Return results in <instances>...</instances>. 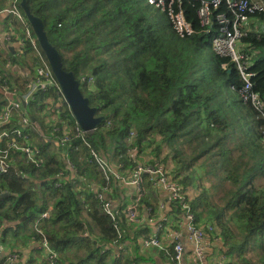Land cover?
I'll list each match as a JSON object with an SVG mask.
<instances>
[{"label": "trees", "instance_id": "trees-1", "mask_svg": "<svg viewBox=\"0 0 264 264\" xmlns=\"http://www.w3.org/2000/svg\"><path fill=\"white\" fill-rule=\"evenodd\" d=\"M7 3L0 0V9ZM27 3L42 18L64 68L75 72L90 105L105 116L88 134L92 146L123 169L132 170L150 158L162 161L183 186L197 222L214 225L231 264H264V116L243 99L245 80L236 63L213 50L215 32H208L197 15L201 2L183 0L186 19L194 29L186 36L178 34L169 18L158 15L147 0ZM218 11L230 12L225 2ZM3 22L22 34L14 16L7 15ZM244 41L252 46L246 48L252 55V49L264 45V36L250 31ZM23 49L26 58L0 43V74L8 81L14 78L5 67L8 60L23 66H29L28 59L35 61L32 48L25 44ZM249 71L254 74L251 92L264 103V59L255 61ZM15 80L21 86V78ZM36 95L30 105L36 131H31L29 142L40 148L44 162L35 166L19 157L8 172L0 173V195L8 194L0 196V241L17 237L29 222L30 236L35 241L46 238L57 250V264H133L130 256L117 257L113 244L143 236L142 231L129 233L141 220L140 204L152 214L159 210L150 176L143 177L138 202L133 193L138 221L130 220L128 205L114 207L119 210L117 230L94 186L98 192L106 190L109 200L119 186L108 185L90 162V149L75 135L77 123L68 105L62 102L56 109L54 91ZM48 112L58 119L47 120ZM19 119L15 116L11 126L20 127ZM64 127L73 135L69 144L57 149ZM132 131L136 135L128 143ZM145 151L151 156L143 158ZM66 154L76 170L74 177ZM199 159L203 161L197 163ZM208 165L216 182L191 196L189 189L199 188L198 177H204L202 173L195 177L194 172ZM61 171L65 177L56 187ZM212 189L221 192L219 200L210 196ZM169 209L181 211L175 203ZM5 257L0 251V264H5Z\"/></svg>", "mask_w": 264, "mask_h": 264}, {"label": "built area", "instance_id": "built-area-1", "mask_svg": "<svg viewBox=\"0 0 264 264\" xmlns=\"http://www.w3.org/2000/svg\"><path fill=\"white\" fill-rule=\"evenodd\" d=\"M199 1L201 5L197 10V15L201 25L208 32H212V30L215 32L212 38L213 50L221 55L229 56L236 63L245 80V86L242 89L243 99L251 101L264 116V103L258 94L251 92V77L254 74L249 69L253 62L251 61V54L246 50L251 45L244 41V38L250 34V22L253 18L260 15L264 16V0ZM223 2L226 3V7L230 12L218 11ZM147 3L164 11L176 32L181 36L190 35L194 32L191 23L186 19L183 0H147ZM0 15H12L22 25V34L17 33L12 25L4 30L0 26V43H4L8 47L13 46L16 52L22 53L23 58H26L23 46L28 44L32 48L35 59V61L28 59L29 66L13 64L8 60L7 69L11 70L14 75V78L10 81L7 80L8 77L0 74V93L4 99L0 102V173H6L19 157H23L35 166H40L44 162L40 148L29 142L31 131H36V119L30 114V105L36 101V94L40 92L47 94L54 91L58 96L56 109L60 107L62 102H65V99L50 63L20 6V0H8L7 5L0 9ZM16 78H21V86L16 84ZM15 116L20 117L18 120L20 127L17 128L11 126ZM5 125H8L9 128H5ZM54 129L56 131L60 130L59 127ZM62 131L63 135L56 141L57 149L59 145L69 144L71 135H73V132L65 127ZM92 132L82 131L78 124L74 129L75 135L80 137L90 149V162L94 163L98 170L102 172L108 185L131 187L137 196L135 200L138 202L143 194V177L146 174L149 175L153 186L164 190L171 203L180 206L181 211L178 214L174 213L172 209L170 210L172 216L170 220L173 222V217H177L180 223L185 226L188 238L195 245L196 264H220L219 262L208 263L205 255V242L208 234L214 232V225H203L197 222L183 186L173 177L167 166L160 160L152 158L145 163L138 162L132 170L123 169L121 165L117 166L107 160L98 148L92 146L88 140V134ZM135 135V132H130V136L127 138L128 143H132ZM66 158L68 167L73 173L72 177H74L76 170H74L67 154ZM64 177L65 173L63 171L57 174L59 180L55 184L56 187L61 186V179ZM97 190H95V196L102 202L104 212L116 220L115 227L120 230L117 221L119 210L114 209L115 206L108 199L106 190L105 193ZM134 207L135 205H131L127 208V215L131 218V221H138V212L134 210ZM159 207L161 210L167 209L163 202L160 203ZM147 212H150V210L147 209ZM46 214L43 213L42 215L45 216ZM165 226L160 222L157 224L154 234L142 236V247H154L159 251L168 253L173 264H187L183 258L185 248L180 234L178 231H173V234L167 235ZM40 242H42L46 252L47 264H57L59 257L57 250L48 243L46 238ZM124 246V243L113 244V247L116 248V251H120V254H122V251H128L123 249ZM18 258L19 254L13 251L5 257L4 262L5 264L17 263Z\"/></svg>", "mask_w": 264, "mask_h": 264}, {"label": "crops", "instance_id": "crops-1", "mask_svg": "<svg viewBox=\"0 0 264 264\" xmlns=\"http://www.w3.org/2000/svg\"><path fill=\"white\" fill-rule=\"evenodd\" d=\"M5 17L6 16H1L0 19L2 30L7 27V24H4L3 22ZM94 187L95 190L98 189L96 186ZM155 191V193H152L153 196L156 198L157 202L159 201V205L163 202L167 209L161 210L159 208L156 213L152 214L147 212V208H145L146 204H140L138 212L141 213V220L134 225V228L131 226L129 233L133 235L137 231H142L143 236L148 234L152 235L155 232L157 224L161 222L166 225L167 235H171L173 231H178L185 248L183 254L184 261L187 262V264H196L195 245L188 238L185 226L180 223L177 217H173V222L170 220L172 216L169 208L172 203L169 200L167 193L161 188H155ZM133 193L135 192L132 188L119 186V189L115 191L114 194H109V197L115 207L126 208L127 205L129 207L135 201L133 200ZM140 224H142V227H139ZM21 229L22 230H19L17 237L9 236L5 241H0V251L7 256L15 250L19 254V264H27L28 262H31V264H45L46 252L42 242L35 241L32 236H30L31 231H33V225L28 222L26 226ZM124 245L125 248L123 249H127L128 251H122V254H120V251H116V256H130V258L133 259L134 264H173L168 253L159 251L154 247H142L140 235L137 239L134 238L132 240L129 238ZM226 251L227 248L224 246L222 238L217 234L216 229H214L213 233L208 234L205 242V255L208 263L219 262L220 264H231L232 258Z\"/></svg>", "mask_w": 264, "mask_h": 264}, {"label": "water", "instance_id": "water-1", "mask_svg": "<svg viewBox=\"0 0 264 264\" xmlns=\"http://www.w3.org/2000/svg\"><path fill=\"white\" fill-rule=\"evenodd\" d=\"M20 6L33 28L42 51L50 63L65 102L76 123L84 132L96 130L104 122L105 116L97 115V107L90 105V100L83 94L81 81L76 78L75 72L64 68L61 54L56 45L51 42L42 18L30 10L27 0H20ZM10 49L15 52L13 46H10ZM7 195V193H4L0 196Z\"/></svg>", "mask_w": 264, "mask_h": 264}, {"label": "rangeland", "instance_id": "rangeland-1", "mask_svg": "<svg viewBox=\"0 0 264 264\" xmlns=\"http://www.w3.org/2000/svg\"><path fill=\"white\" fill-rule=\"evenodd\" d=\"M154 7V6H153ZM155 12L158 15L161 16H165V12L162 11L159 8L154 7ZM167 16V15H166ZM250 30L253 34H260L262 36H264V17L262 16H255L253 18V20L250 22ZM249 48H252V46H250ZM252 51V55H251V61L254 63L255 61L264 59V45H260V46H256L255 49L251 50ZM5 67L7 68V62ZM47 120H51V119H57V114L56 113H47ZM151 156V154L149 153V151H145L142 153V157L146 158ZM153 156V155H152ZM162 157H164V155H162ZM152 159V158H150ZM203 161V159H199L197 161V163H201ZM162 162V161H161ZM201 165V164H200ZM169 168H172V165H168ZM203 174L204 177L199 178L198 177V184H199V188H195L194 186H192L189 189V193L192 196V194H196L200 191H202L204 189V186H212L215 182H216V177L214 176V174H212V167L211 165H208L205 169H202L201 166L194 172V176L196 177L199 176V174ZM221 194V192H217L214 189L211 190L210 192V196L215 199V200H219V195Z\"/></svg>", "mask_w": 264, "mask_h": 264}]
</instances>
